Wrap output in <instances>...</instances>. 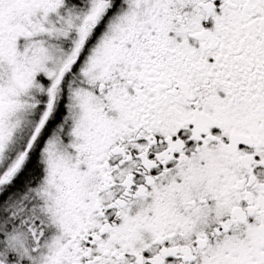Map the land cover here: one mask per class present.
<instances>
[{
	"label": "snow or ice",
	"instance_id": "1",
	"mask_svg": "<svg viewBox=\"0 0 264 264\" xmlns=\"http://www.w3.org/2000/svg\"><path fill=\"white\" fill-rule=\"evenodd\" d=\"M0 264H264V0H0Z\"/></svg>",
	"mask_w": 264,
	"mask_h": 264
}]
</instances>
